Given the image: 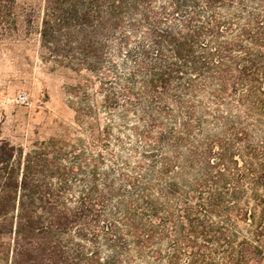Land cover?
Here are the masks:
<instances>
[{
	"label": "trees",
	"instance_id": "16d2710c",
	"mask_svg": "<svg viewBox=\"0 0 264 264\" xmlns=\"http://www.w3.org/2000/svg\"><path fill=\"white\" fill-rule=\"evenodd\" d=\"M20 26L108 121L86 146L0 141V264L261 263L264 0H0V35Z\"/></svg>",
	"mask_w": 264,
	"mask_h": 264
},
{
	"label": "rangeland",
	"instance_id": "374dc122",
	"mask_svg": "<svg viewBox=\"0 0 264 264\" xmlns=\"http://www.w3.org/2000/svg\"><path fill=\"white\" fill-rule=\"evenodd\" d=\"M23 30L20 26L13 35H0V141L30 148L34 142L50 138L70 144L80 141L85 146L95 138H105L100 133L105 130L108 114L100 107L101 96L82 102L71 93L79 76L45 61L34 34L26 36ZM21 92L27 94L25 104L17 100ZM88 106L93 108L91 112ZM250 129V138L264 145V123ZM111 133L110 142L118 155H128L129 148L139 143V138L117 125ZM208 134L225 138L223 130L215 126L197 138H207Z\"/></svg>",
	"mask_w": 264,
	"mask_h": 264
},
{
	"label": "built area",
	"instance_id": "2783aa9c",
	"mask_svg": "<svg viewBox=\"0 0 264 264\" xmlns=\"http://www.w3.org/2000/svg\"><path fill=\"white\" fill-rule=\"evenodd\" d=\"M17 100L19 103H22V104L27 103L28 102L27 94L23 92L19 93L17 96Z\"/></svg>",
	"mask_w": 264,
	"mask_h": 264
}]
</instances>
